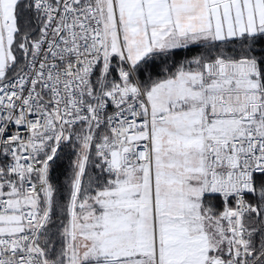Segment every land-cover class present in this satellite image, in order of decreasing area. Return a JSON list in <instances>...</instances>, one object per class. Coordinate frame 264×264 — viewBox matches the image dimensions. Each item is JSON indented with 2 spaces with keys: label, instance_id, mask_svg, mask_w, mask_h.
<instances>
[{
  "label": "snow or ice",
  "instance_id": "1",
  "mask_svg": "<svg viewBox=\"0 0 264 264\" xmlns=\"http://www.w3.org/2000/svg\"><path fill=\"white\" fill-rule=\"evenodd\" d=\"M0 264H264V0H0Z\"/></svg>",
  "mask_w": 264,
  "mask_h": 264
}]
</instances>
